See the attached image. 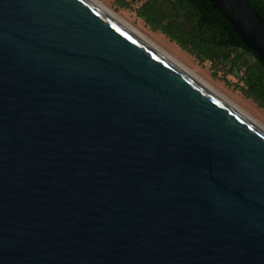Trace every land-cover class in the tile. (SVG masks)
<instances>
[{"label": "water", "instance_id": "water-1", "mask_svg": "<svg viewBox=\"0 0 264 264\" xmlns=\"http://www.w3.org/2000/svg\"><path fill=\"white\" fill-rule=\"evenodd\" d=\"M0 264H264V132L88 0H0Z\"/></svg>", "mask_w": 264, "mask_h": 264}, {"label": "trees", "instance_id": "trees-1", "mask_svg": "<svg viewBox=\"0 0 264 264\" xmlns=\"http://www.w3.org/2000/svg\"><path fill=\"white\" fill-rule=\"evenodd\" d=\"M246 1L264 19V0ZM136 16L198 61L222 65L239 77L243 96L264 110V65L207 0H145Z\"/></svg>", "mask_w": 264, "mask_h": 264}, {"label": "rangeland", "instance_id": "rangeland-1", "mask_svg": "<svg viewBox=\"0 0 264 264\" xmlns=\"http://www.w3.org/2000/svg\"><path fill=\"white\" fill-rule=\"evenodd\" d=\"M94 1L115 14L134 31L145 37L171 58L175 59L179 64L204 81L227 101L239 108L243 113L264 128V110L243 96L240 90V87H242L243 84L240 82L239 77L231 75L228 72V69L222 67V65L211 64L207 61H198L194 56L181 50L176 44L170 42L159 32H153L136 16L137 8L145 0H135L134 2L127 0V6H121L115 0Z\"/></svg>", "mask_w": 264, "mask_h": 264}, {"label": "bare ground", "instance_id": "bare-ground-1", "mask_svg": "<svg viewBox=\"0 0 264 264\" xmlns=\"http://www.w3.org/2000/svg\"><path fill=\"white\" fill-rule=\"evenodd\" d=\"M90 3H92L94 6H96L98 9L106 13L108 16L113 18L115 21H117L119 24H121L123 27H125L127 30H129L131 33H133L135 36H137L139 39H141L143 42H145L147 45H149L151 48H153L156 52H158L161 56H163L165 59H167L170 63H172L175 67H177L180 71L185 73L186 75L190 76L194 80L201 83L203 86H205L210 92H212L216 97H218L223 103H225L228 107H230L232 110H234L236 113H238L240 116L245 118L247 121H249L251 124L256 126L258 129H260L262 132H264V128L260 126L256 121L251 119L248 115L243 113L239 108L234 106L232 103L227 101L224 97H222L218 92H216L214 89H212L210 86H208L204 81L196 77L192 72H190L188 69H186L184 66L179 64L175 59L171 58L169 55H167L164 51H162L160 48L152 44L150 41H148L145 37L134 31L130 26L125 24L123 21H121L115 14L101 6L99 3H97L94 0H88Z\"/></svg>", "mask_w": 264, "mask_h": 264}]
</instances>
